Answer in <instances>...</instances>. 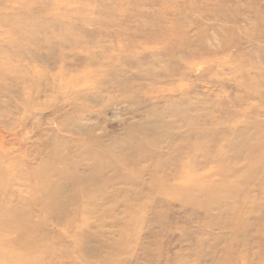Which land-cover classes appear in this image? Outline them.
<instances>
[{"label": "rangeland", "instance_id": "rangeland-1", "mask_svg": "<svg viewBox=\"0 0 264 264\" xmlns=\"http://www.w3.org/2000/svg\"><path fill=\"white\" fill-rule=\"evenodd\" d=\"M0 264H264V0H0Z\"/></svg>", "mask_w": 264, "mask_h": 264}]
</instances>
